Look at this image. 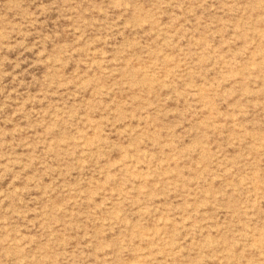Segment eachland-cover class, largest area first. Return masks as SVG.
Instances as JSON below:
<instances>
[{
  "label": "rangeland",
  "instance_id": "obj_1",
  "mask_svg": "<svg viewBox=\"0 0 264 264\" xmlns=\"http://www.w3.org/2000/svg\"><path fill=\"white\" fill-rule=\"evenodd\" d=\"M0 264H264V0H0Z\"/></svg>",
  "mask_w": 264,
  "mask_h": 264
}]
</instances>
